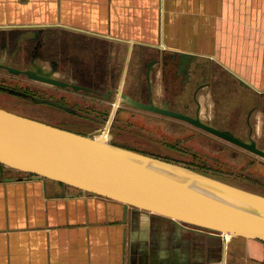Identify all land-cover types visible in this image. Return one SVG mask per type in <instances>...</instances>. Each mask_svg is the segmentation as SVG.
<instances>
[{"label":"crops","instance_id":"obj_1","mask_svg":"<svg viewBox=\"0 0 264 264\" xmlns=\"http://www.w3.org/2000/svg\"><path fill=\"white\" fill-rule=\"evenodd\" d=\"M47 44L52 55L34 53ZM174 51L197 55L208 69L203 80L224 72L237 87L264 97V0H0V62L15 68L34 63L47 71L67 55L96 56L109 69L116 66L118 82L130 79V88L137 60L150 54L162 60ZM162 72L159 66L154 93L178 91ZM54 76L73 80L62 70ZM216 89L198 91L200 117L208 123L224 106L217 98L229 97ZM257 113L252 136L264 148V109ZM224 243L225 263L264 262V243L257 240H229L130 208L125 221L119 202L28 179L0 164V264H222Z\"/></svg>","mask_w":264,"mask_h":264},{"label":"water","instance_id":"obj_2","mask_svg":"<svg viewBox=\"0 0 264 264\" xmlns=\"http://www.w3.org/2000/svg\"><path fill=\"white\" fill-rule=\"evenodd\" d=\"M169 57L184 68L197 55L174 51ZM0 68L43 84L80 88L56 78L54 67L46 71L32 63L30 68L19 69L0 62ZM150 73L151 69L147 71L148 102L121 93V103L183 120L264 159V148L258 146L251 133L243 138L203 121L199 115L193 117L171 110L167 102L159 106L151 96ZM36 101L66 108L52 99ZM0 164L25 173L28 179L54 180L119 202L124 207L125 221L130 208L179 225L264 243V195L3 107H0ZM226 246L224 243L223 264Z\"/></svg>","mask_w":264,"mask_h":264},{"label":"flooded vegetation","instance_id":"obj_3","mask_svg":"<svg viewBox=\"0 0 264 264\" xmlns=\"http://www.w3.org/2000/svg\"><path fill=\"white\" fill-rule=\"evenodd\" d=\"M41 46H43L42 43H38L36 49H39ZM74 46H79L86 53L90 50L88 44L80 45L74 43ZM50 48L51 46L47 44L44 52L39 50L34 51V53L52 55L49 52ZM68 51L66 54L69 53ZM169 55L159 60L155 57V54H150L149 58L137 60L133 66L136 72V80L130 87V90L125 93L133 99L148 102L149 85L147 82V71L151 69V96L155 99L153 79L158 67L161 66L167 86L175 84L178 87V91L174 93L166 91L168 92V96L162 98L161 103L158 104L159 106H163V103L167 102L171 110L183 112L193 117L196 115L200 116L201 104L198 100V91L204 86L213 90L215 88L220 91L224 90L229 97H219L217 101L224 106L227 104V107L223 106L221 110H218L214 119L209 124L220 129L230 130L235 135L243 138H247L250 133L252 134V116L257 109H264V97L258 95V93L248 91V89L240 88V86L237 87L235 81L228 75H225L224 72L215 76L221 79V83H218L215 77L207 81L203 80L208 69H206L207 67L204 68L206 64L200 66V61H193L190 63V66H184V68L173 65V69H170L171 62L173 61ZM53 67L55 68L53 73L62 70L73 78V80L58 78L59 80L74 83L80 86V88L78 90H74L71 87L62 88L40 82H33L30 79L28 81H21L18 78L24 75H12L6 69L0 68V92L20 97L34 104H46L66 112L82 120L83 122L77 124L81 125L82 128H97L104 122L107 124L109 117L107 115L108 107L106 106V101L114 98L118 94V74L116 66L109 69L107 63L102 58H96V56L93 59L81 61L79 58L69 57L67 55L62 59V63L59 61L52 62L51 67L47 71H51ZM212 69L214 70V68ZM211 72L214 73V71ZM216 74L217 72L215 70L214 75ZM6 76H9L11 82H8L9 78ZM198 80L202 82L199 83ZM36 99H52L63 104L66 108L44 102H37ZM119 99L121 102V94ZM203 131L206 132L205 130ZM221 150H224V148H221Z\"/></svg>","mask_w":264,"mask_h":264},{"label":"rangeland","instance_id":"obj_4","mask_svg":"<svg viewBox=\"0 0 264 264\" xmlns=\"http://www.w3.org/2000/svg\"><path fill=\"white\" fill-rule=\"evenodd\" d=\"M8 82H11L10 78ZM117 83V96L106 101L109 121L97 128H82L77 124L83 121L77 117L46 104H34L3 92H0V107L85 135L104 137L114 145L167 160L264 195V159L178 119L121 103L120 93H127L131 81L128 79L125 83ZM122 85L124 87L120 89ZM167 93L156 91L155 102L161 103L162 98L168 96ZM257 117L261 118V115L257 113L256 117L253 116V124L257 123ZM180 126L184 128H177Z\"/></svg>","mask_w":264,"mask_h":264},{"label":"trees","instance_id":"obj_5","mask_svg":"<svg viewBox=\"0 0 264 264\" xmlns=\"http://www.w3.org/2000/svg\"><path fill=\"white\" fill-rule=\"evenodd\" d=\"M1 166H2L3 168L5 167V166H3L2 164H1ZM5 168H6V167H5ZM7 170H8V171H12V172H15V171H16L17 173H18V172H19V173H23V172H20V171H17V170H10V169H8V168H7ZM23 174L26 175L25 173H23ZM26 176H27V175H26ZM62 184H63V183H62ZM259 242H261V241H259ZM262 243H263V242H262Z\"/></svg>","mask_w":264,"mask_h":264},{"label":"bare ground","instance_id":"obj_6","mask_svg":"<svg viewBox=\"0 0 264 264\" xmlns=\"http://www.w3.org/2000/svg\"><path fill=\"white\" fill-rule=\"evenodd\" d=\"M98 139H100V140H107V139H104V137H102V138H98ZM227 237H228V238H231L232 236H231V235H227Z\"/></svg>","mask_w":264,"mask_h":264}]
</instances>
